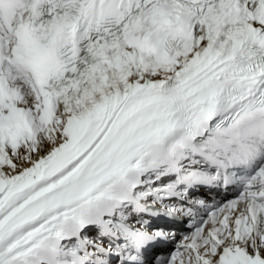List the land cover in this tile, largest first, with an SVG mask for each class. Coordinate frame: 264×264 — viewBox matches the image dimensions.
<instances>
[{"label": "snow or ice", "instance_id": "1", "mask_svg": "<svg viewBox=\"0 0 264 264\" xmlns=\"http://www.w3.org/2000/svg\"><path fill=\"white\" fill-rule=\"evenodd\" d=\"M0 264H264V0H0Z\"/></svg>", "mask_w": 264, "mask_h": 264}]
</instances>
